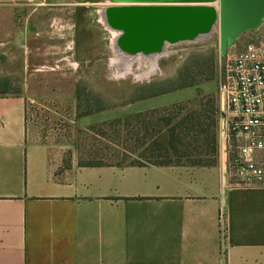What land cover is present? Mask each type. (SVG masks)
<instances>
[{
  "label": "crops",
  "instance_id": "crops-1",
  "mask_svg": "<svg viewBox=\"0 0 264 264\" xmlns=\"http://www.w3.org/2000/svg\"><path fill=\"white\" fill-rule=\"evenodd\" d=\"M20 5L0 0V85L10 81L12 50L43 49L40 12L21 19ZM32 98L0 86V264H264V187L225 189L219 160L56 172L30 134Z\"/></svg>",
  "mask_w": 264,
  "mask_h": 264
},
{
  "label": "rangeland",
  "instance_id": "rangeland-1",
  "mask_svg": "<svg viewBox=\"0 0 264 264\" xmlns=\"http://www.w3.org/2000/svg\"><path fill=\"white\" fill-rule=\"evenodd\" d=\"M20 4L21 19L33 17L36 8L40 12L36 20L43 49L12 50L11 78L0 86L9 93L34 96L28 103L30 134L47 147L56 172L88 163L138 160L137 153L121 148L125 131L120 119L128 115L180 103L195 107L202 98L219 100L217 77L224 58L217 33L168 45L155 62L141 57L127 60L119 56L115 31L101 19L103 8L115 4L110 0H20ZM261 40L264 24L244 32L228 51ZM180 73L198 84L177 87ZM152 81L160 84L153 91L163 93L133 100L137 85Z\"/></svg>",
  "mask_w": 264,
  "mask_h": 264
},
{
  "label": "water",
  "instance_id": "water-1",
  "mask_svg": "<svg viewBox=\"0 0 264 264\" xmlns=\"http://www.w3.org/2000/svg\"><path fill=\"white\" fill-rule=\"evenodd\" d=\"M103 17L125 53L160 55L165 46L217 33L221 54L264 24V0H110Z\"/></svg>",
  "mask_w": 264,
  "mask_h": 264
},
{
  "label": "built area",
  "instance_id": "built-area-1",
  "mask_svg": "<svg viewBox=\"0 0 264 264\" xmlns=\"http://www.w3.org/2000/svg\"><path fill=\"white\" fill-rule=\"evenodd\" d=\"M222 58L217 77V129L223 187H264V40L227 51ZM227 218V209L222 206L223 259L229 245Z\"/></svg>",
  "mask_w": 264,
  "mask_h": 264
},
{
  "label": "trees",
  "instance_id": "trees-1",
  "mask_svg": "<svg viewBox=\"0 0 264 264\" xmlns=\"http://www.w3.org/2000/svg\"><path fill=\"white\" fill-rule=\"evenodd\" d=\"M210 56L213 58L212 53ZM177 87L197 85L195 79L177 76ZM155 82L137 85L133 100H141L160 93ZM177 87H174L176 89ZM78 87V99L81 98ZM196 100L195 107L178 104L161 109L140 111L123 119L125 143L121 148L137 153L131 164L212 166L218 161L219 100ZM100 109V108H99ZM92 113L90 111L87 114ZM131 126V127H130ZM130 127V128H129ZM144 160H147L145 162ZM109 163H88L101 165Z\"/></svg>",
  "mask_w": 264,
  "mask_h": 264
},
{
  "label": "bare ground",
  "instance_id": "bare-ground-1",
  "mask_svg": "<svg viewBox=\"0 0 264 264\" xmlns=\"http://www.w3.org/2000/svg\"><path fill=\"white\" fill-rule=\"evenodd\" d=\"M101 19L103 20V22L106 24V26L108 27V25H107V23L105 22V20H104V17H103V12H102V17H101ZM113 30V29H112ZM113 31H115V36H116V38H117V36H118V34H119V32L118 31H116V30H113ZM168 46V44L165 46V49L163 50V52L162 53H164V52H166V50H167V47ZM118 53H119V56L123 59V58H126L127 60H134L135 58H137V57H141V58H144V59H147V58H151V60H153L154 62L156 61V58H157V55H149V56H147V55H144V54H142V53H137V54H131V53H125V52H123V51H121L120 49H118Z\"/></svg>",
  "mask_w": 264,
  "mask_h": 264
}]
</instances>
